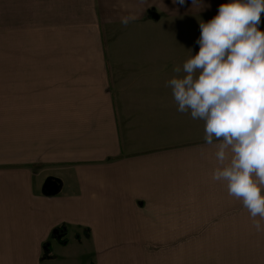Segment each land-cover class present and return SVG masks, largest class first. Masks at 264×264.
Wrapping results in <instances>:
<instances>
[{"label": "crops", "instance_id": "obj_1", "mask_svg": "<svg viewBox=\"0 0 264 264\" xmlns=\"http://www.w3.org/2000/svg\"><path fill=\"white\" fill-rule=\"evenodd\" d=\"M98 1L134 6L136 19L125 27L131 13L106 16L101 24L123 31L111 46L100 29L101 45L66 48L50 63L66 102L52 101L51 119L65 122L52 120L33 161L0 159V264H45L43 243L59 225L68 241L51 239L47 264H205L193 232L250 227L241 202L211 179L204 122L180 113L165 86L199 46H124L137 28L148 39V26L169 17L137 12L158 7L153 0ZM48 176L62 180L57 195L43 193Z\"/></svg>", "mask_w": 264, "mask_h": 264}, {"label": "rangeland", "instance_id": "obj_2", "mask_svg": "<svg viewBox=\"0 0 264 264\" xmlns=\"http://www.w3.org/2000/svg\"><path fill=\"white\" fill-rule=\"evenodd\" d=\"M153 1L158 7L143 6L137 12L146 9L148 18L169 17L170 21L149 25L151 30L147 31L153 36L148 39L143 36L150 33L139 27L122 45L199 46L191 32L200 30L201 21H209L217 15L221 4L230 2L199 0L193 4L192 0H185L180 5L173 0ZM168 3L170 8L163 5ZM115 4L103 6L98 0H0V159L13 158L16 165L22 154L27 160H34L33 147L49 137L52 101L61 102L63 108L66 105L65 91L60 96L52 78L56 71L50 63L53 59L60 62L66 48L98 47L101 30L103 44L111 46L123 31L113 23L104 26L101 20L125 13L134 15V6ZM259 27L264 31V14ZM94 30L98 32V41ZM53 121L62 125L65 122ZM247 217L249 224L242 226L250 228L233 225L228 230L193 232L205 264H264V232H257ZM49 261L53 262L47 259L45 264Z\"/></svg>", "mask_w": 264, "mask_h": 264}, {"label": "clouds", "instance_id": "obj_3", "mask_svg": "<svg viewBox=\"0 0 264 264\" xmlns=\"http://www.w3.org/2000/svg\"><path fill=\"white\" fill-rule=\"evenodd\" d=\"M262 14L264 0L221 4L217 15L199 23L198 53L191 54L182 68L175 66V75L165 85L180 113L204 122L206 144L215 149L211 179L224 184L228 196L241 202L257 232H264ZM135 19L129 14L120 22L127 27Z\"/></svg>", "mask_w": 264, "mask_h": 264}, {"label": "trees", "instance_id": "obj_4", "mask_svg": "<svg viewBox=\"0 0 264 264\" xmlns=\"http://www.w3.org/2000/svg\"><path fill=\"white\" fill-rule=\"evenodd\" d=\"M65 232L64 225H59L52 230L51 238L43 243L42 252L44 261L52 257L51 239H57L63 245L67 244L68 240L64 238L66 235Z\"/></svg>", "mask_w": 264, "mask_h": 264}, {"label": "water", "instance_id": "obj_5", "mask_svg": "<svg viewBox=\"0 0 264 264\" xmlns=\"http://www.w3.org/2000/svg\"><path fill=\"white\" fill-rule=\"evenodd\" d=\"M63 186L62 180L54 176H48L43 184V193L46 195H57Z\"/></svg>", "mask_w": 264, "mask_h": 264}]
</instances>
